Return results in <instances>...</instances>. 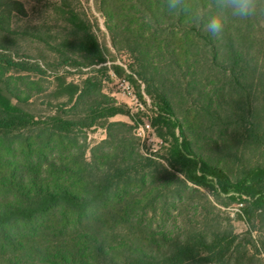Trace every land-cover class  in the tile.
Returning a JSON list of instances; mask_svg holds the SVG:
<instances>
[{"label": "trees", "instance_id": "16d2710c", "mask_svg": "<svg viewBox=\"0 0 264 264\" xmlns=\"http://www.w3.org/2000/svg\"><path fill=\"white\" fill-rule=\"evenodd\" d=\"M95 3L110 46L76 0H60L56 30L19 25L25 6L0 0V264H264V12L212 38L163 0ZM22 40L45 48L50 70L90 75L81 85L57 77L63 101L33 109L44 89L32 75L47 72ZM121 49L128 70L115 64ZM108 67L144 84L164 164L141 154L131 124L111 120L128 112L102 93ZM185 93L199 103L196 131L177 117ZM93 127L107 134L87 159L80 136ZM201 189L238 204L232 219L246 230L199 203L200 216L166 230L170 211Z\"/></svg>", "mask_w": 264, "mask_h": 264}, {"label": "rangeland", "instance_id": "374dc122", "mask_svg": "<svg viewBox=\"0 0 264 264\" xmlns=\"http://www.w3.org/2000/svg\"><path fill=\"white\" fill-rule=\"evenodd\" d=\"M20 1L26 9V15L24 17L19 18L20 25H35L42 27L43 30H47L49 27H53V29H58L61 26V15L59 11V3L60 0H18ZM75 2V0H73ZM81 9L85 11V13L90 17L93 21L97 20V24L99 26L98 34L101 37L103 42H106L107 45H111V37L107 32L103 18V15L96 7L95 0H76ZM21 50L30 51L33 56H38L40 61H42L43 57L48 56L44 53L45 48L42 45L30 43L28 40H22L20 42ZM116 56L115 64L122 65L127 70L131 65L132 59L123 49L119 51L112 50ZM27 59V57H25ZM24 57H21L17 60H23ZM43 62V61H42ZM111 63H109V67H111ZM41 67L43 70H46V75H32V80L38 82L41 85V88L44 91L40 94H36V98L34 99L35 103L33 109L37 111L43 110L46 108L47 102L50 100L54 102V104H59L63 100H55V91L57 87V77L66 78L67 82H75L78 85H81L86 76L90 75L92 69H83L82 71H78L76 69H63L55 71L50 70L47 65L43 62ZM108 67V68H109ZM14 75V74H13ZM26 75L25 73L21 74V77ZM105 75V76H104ZM104 80V89L102 90L103 95L108 97L109 99H113L117 101L121 107L128 112V115L118 114L114 116L112 121H120L124 123L131 124L133 128V133L135 137L138 139V145L143 156H152L156 158H160V161L164 162L163 155L166 156L168 153L167 150L169 146L157 135L156 128L153 127L151 123V117L154 114V104L152 99L145 94V86L144 84L134 85L126 80L123 76L114 75L111 69L104 72L103 76ZM128 82L130 87L132 88V93L136 95V97L142 103V106L135 104L132 99L124 94V89L122 88V84ZM185 95V96H184ZM183 95V99L179 100V98L174 99V105L177 110V117L185 123V127H190L189 124H192L196 131V116H197V104L192 102V99L189 96H186L187 93ZM194 99V98H193ZM183 100V101H182ZM107 131L106 129L100 127H93L91 129L85 130L84 133L80 136V143L86 146V158L89 159L91 156V149L106 138ZM196 135V132H195ZM195 141V140H194ZM202 144V142H201ZM209 148V147H208ZM201 195L196 194L195 200L193 202V197L188 198L185 203H180L175 210H171L169 218L167 222L163 225L164 228L171 232H177L178 229L184 227V219L187 220L195 218V216H200L202 211L200 210L198 213L195 212L192 206H195L197 203L199 205L205 206L208 210L212 212H219L220 216L224 218L225 222H227L226 218L231 217L236 218L234 213L238 209V204H232L231 206L221 205V202L215 199L213 193L201 189ZM206 195L207 199L203 196ZM219 200H225V196L219 197ZM230 207V208H229ZM213 208L215 210L213 211ZM230 215V216H229ZM213 215H209V219L213 218ZM231 225L235 228V232L241 233L246 230V224L243 221H239L237 219H232ZM255 234V233H254ZM256 235V234H255Z\"/></svg>", "mask_w": 264, "mask_h": 264}, {"label": "clouds", "instance_id": "9594fccd", "mask_svg": "<svg viewBox=\"0 0 264 264\" xmlns=\"http://www.w3.org/2000/svg\"><path fill=\"white\" fill-rule=\"evenodd\" d=\"M167 13H182L212 37L220 38L231 20H247L264 12V0H210L199 4L196 0H163Z\"/></svg>", "mask_w": 264, "mask_h": 264}, {"label": "built area", "instance_id": "2783aa9c", "mask_svg": "<svg viewBox=\"0 0 264 264\" xmlns=\"http://www.w3.org/2000/svg\"><path fill=\"white\" fill-rule=\"evenodd\" d=\"M121 86L124 89L125 95L129 96L135 104L142 106V103L140 102V100L136 97V95L134 93H132V91H131L132 88L130 87V85L127 81L125 83H123Z\"/></svg>", "mask_w": 264, "mask_h": 264}]
</instances>
